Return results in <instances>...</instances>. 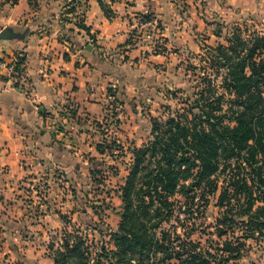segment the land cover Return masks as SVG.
<instances>
[{
  "label": "crops",
  "instance_id": "0c3cea01",
  "mask_svg": "<svg viewBox=\"0 0 264 264\" xmlns=\"http://www.w3.org/2000/svg\"><path fill=\"white\" fill-rule=\"evenodd\" d=\"M254 1L104 0L107 17L98 0H0V30L21 36L0 40V55L22 58L31 85L17 90L0 71V252L17 236L34 241L62 224L86 184L84 158L97 155L98 125L111 128L109 111L119 117L141 90H156L161 63L181 60L154 53L147 40L191 47L208 12L242 15ZM141 17L149 26L137 25Z\"/></svg>",
  "mask_w": 264,
  "mask_h": 264
},
{
  "label": "trees",
  "instance_id": "16d2710c",
  "mask_svg": "<svg viewBox=\"0 0 264 264\" xmlns=\"http://www.w3.org/2000/svg\"><path fill=\"white\" fill-rule=\"evenodd\" d=\"M246 28H229L225 43L205 46L210 68L224 69L219 85L204 73L196 90H179L178 108L150 117V139L131 149L108 240L92 252L80 230L63 227L58 246L48 245L52 264H231L248 251V240L264 239V34ZM100 134L95 148L105 154ZM216 193V239L201 244L186 221Z\"/></svg>",
  "mask_w": 264,
  "mask_h": 264
},
{
  "label": "rangeland",
  "instance_id": "374dc122",
  "mask_svg": "<svg viewBox=\"0 0 264 264\" xmlns=\"http://www.w3.org/2000/svg\"><path fill=\"white\" fill-rule=\"evenodd\" d=\"M176 1V5H179L180 8H182L183 3L186 4L185 0ZM254 3L256 9L248 8L242 15L231 13L218 15L219 13L206 12L208 23L206 27L199 26L200 29L195 31V42L191 47L188 45L186 47L170 46L168 48L165 42L168 36L152 37V39L147 40V45L152 47L154 53H167V55L172 53L180 56L181 60L178 61L179 63L172 61L170 65L161 63L159 70L164 71V73L155 80L157 82L156 90H141L140 95L131 99V102L135 100L133 101L134 106L130 102L119 117L112 116L111 111L107 113L109 120L113 118L112 123L108 124L111 128L107 124H102L105 126L101 125L100 129H96V140L100 141L102 139L100 133L104 132L103 137L108 140L107 146L110 141H114L113 148L109 151L106 146L105 154L102 156L97 152L96 156L90 157L88 154L89 158H84L87 160V173L84 178L86 184L84 186L82 184L80 190L72 194L74 200L71 198L72 202L67 206L66 213L60 214L65 218L66 223L62 222L58 227L53 225L45 234L38 233L34 241L25 240L23 239L24 236H17L16 240L11 239L9 242H5L7 248L5 252H0V264H52L48 245L58 246L61 242L63 227L67 230H80L81 235L89 242L92 252L101 241L106 242L108 240L107 233L116 229L120 218L119 187L123 184L132 162L131 149L141 146L150 139V117L163 119L178 108L180 106L178 97L183 95L179 90L189 92L196 90L200 84V77L204 73L209 74L215 84H220L224 69L220 68L216 72L210 68L205 46H215L220 42L225 43L229 28L234 26L243 28L247 25V30H255L264 34V0H255ZM143 16L151 18L149 17L151 16L150 13ZM142 18L146 19V17ZM161 21H158L160 28L163 27ZM145 54L148 53L145 52ZM215 74L218 75L215 76ZM119 102L120 100L116 99L114 103L115 114H118L115 108L121 111L119 108L121 103ZM90 168L95 170L94 175L89 173ZM44 189L42 186V190ZM216 197L217 193L214 196L211 195L206 207L200 208L199 212L195 211L192 219L186 221L188 225L191 222L194 224L192 239L201 244H206L208 238L216 239L211 226L219 213V208L215 205ZM177 212L179 217L184 218L183 208L177 209ZM15 229L20 231L21 227ZM236 234L240 235L241 233L236 231ZM247 244H250L248 251L243 252L231 264H249V262L264 264V239L257 242L248 240Z\"/></svg>",
  "mask_w": 264,
  "mask_h": 264
},
{
  "label": "built area",
  "instance_id": "2783aa9c",
  "mask_svg": "<svg viewBox=\"0 0 264 264\" xmlns=\"http://www.w3.org/2000/svg\"><path fill=\"white\" fill-rule=\"evenodd\" d=\"M150 23V20L141 17L137 25L139 27H144L149 26ZM0 71L4 77L11 82L13 88L17 90H31L29 72L23 65L17 66L16 58L0 55Z\"/></svg>",
  "mask_w": 264,
  "mask_h": 264
},
{
  "label": "water",
  "instance_id": "95a60500",
  "mask_svg": "<svg viewBox=\"0 0 264 264\" xmlns=\"http://www.w3.org/2000/svg\"><path fill=\"white\" fill-rule=\"evenodd\" d=\"M21 36L14 33L10 27H5L0 30V40L6 41L13 38H20ZM89 48V46H87Z\"/></svg>",
  "mask_w": 264,
  "mask_h": 264
}]
</instances>
